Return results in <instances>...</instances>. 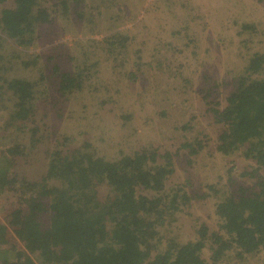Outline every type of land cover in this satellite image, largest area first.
Here are the masks:
<instances>
[{"label": "rangeland", "instance_id": "obj_1", "mask_svg": "<svg viewBox=\"0 0 264 264\" xmlns=\"http://www.w3.org/2000/svg\"><path fill=\"white\" fill-rule=\"evenodd\" d=\"M83 1L81 18L73 14L75 18L62 21L55 15L53 24L42 25L24 48L0 28V171L18 179V191L1 195L0 264H45L56 257L42 260L37 242L44 235L26 215L33 214L43 228L48 216L26 202L39 200L35 196L43 197L52 185L41 175L45 156L57 143L65 152L88 142L97 147L99 156L113 161L143 147L173 153L184 140L200 137L206 147L192 159L181 151L173 180L182 183L189 178L204 194L219 176H223L219 184H226L229 169L239 183H243L239 174L250 171L249 162L238 155L222 158L215 153L217 129L205 116L204 98L208 93L225 99L248 53L264 51V0ZM116 33L130 39L125 52L117 60L113 57L117 69L102 43ZM55 64L60 72L82 71V88L60 97L54 84L43 93L54 83L50 73ZM14 80L36 84L35 100L26 104L32 113L25 131L13 117L17 110L8 87ZM188 124L187 133L181 131ZM102 137L104 143L97 145ZM214 203L211 197L195 203L191 219L211 214ZM191 219L178 223L182 240Z\"/></svg>", "mask_w": 264, "mask_h": 264}, {"label": "trees", "instance_id": "obj_2", "mask_svg": "<svg viewBox=\"0 0 264 264\" xmlns=\"http://www.w3.org/2000/svg\"><path fill=\"white\" fill-rule=\"evenodd\" d=\"M83 3L0 0V28L24 48L42 25L53 24L55 15L62 21L71 15L81 18ZM129 40L123 33L102 40L113 68L117 69L113 57L117 60L125 52ZM51 71L54 83L43 93L56 84L60 97H67L85 81L82 71L60 72L57 64ZM35 85L14 80L8 87L17 110L13 117L24 131L32 113L26 104L35 100ZM229 86L231 92L222 101L206 93L205 116L217 129L215 153L222 158L238 155L249 162L250 171L245 169L238 176L243 183L233 178V169L226 174V184H219L223 179L219 176L217 183L206 186L209 194L194 189L189 178L174 182L175 158L181 151L189 159L199 155L206 147L200 137L184 140L173 153L143 147L113 161L99 156L97 147L88 142L65 152L57 143L45 156L41 180L52 183L43 194L45 199L37 194L39 200L26 202L36 205L41 216H48V226L43 228L32 211L26 215L44 235L37 242L42 260L56 256L52 264H250L258 259L264 264V51H250L242 72ZM188 128L189 124L182 125L181 131L187 133ZM101 142L103 137L97 145ZM6 151L15 153L12 148ZM6 173L0 171V200L3 193L18 191V179ZM208 197L215 200L211 214L191 219L193 205ZM186 218L191 219L189 233L182 240L177 227ZM20 256L16 253L17 259Z\"/></svg>", "mask_w": 264, "mask_h": 264}]
</instances>
